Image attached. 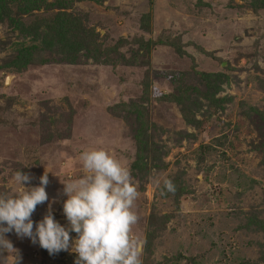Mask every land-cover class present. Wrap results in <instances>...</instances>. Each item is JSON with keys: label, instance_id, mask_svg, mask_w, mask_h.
Here are the masks:
<instances>
[{"label": "rangeland", "instance_id": "rangeland-1", "mask_svg": "<svg viewBox=\"0 0 264 264\" xmlns=\"http://www.w3.org/2000/svg\"><path fill=\"white\" fill-rule=\"evenodd\" d=\"M37 4L22 13L25 24L60 14L93 41L80 29L72 40L63 25L29 33L0 22V193L16 189L19 169L33 186L50 171L49 200L31 218L35 226L50 206L66 225L61 182L82 175L81 151L104 148L137 185L132 234L144 241L142 264H264V7ZM147 41L157 42L146 49ZM171 93L176 101L160 99ZM145 143L156 150L139 159ZM163 178L174 192L161 195ZM5 236L19 264H74L73 252L49 255L27 237ZM2 257L13 264L14 250Z\"/></svg>", "mask_w": 264, "mask_h": 264}, {"label": "clouds", "instance_id": "clouds-1", "mask_svg": "<svg viewBox=\"0 0 264 264\" xmlns=\"http://www.w3.org/2000/svg\"><path fill=\"white\" fill-rule=\"evenodd\" d=\"M78 159L82 175L61 182L66 225L54 218L50 206L35 226L31 218L36 206L49 200L45 188L50 171L44 170L35 186L27 173L20 169L13 173L16 189L0 193V264H6L5 250L8 254L14 250L13 264H19V252L5 236L10 232L29 238L49 255L73 252L74 264H142L144 241L132 234L138 221L134 210L138 190L129 169L104 148L83 150ZM156 183L163 185L161 195L175 191L167 178ZM70 232L76 234L72 239Z\"/></svg>", "mask_w": 264, "mask_h": 264}, {"label": "trees", "instance_id": "trees-1", "mask_svg": "<svg viewBox=\"0 0 264 264\" xmlns=\"http://www.w3.org/2000/svg\"><path fill=\"white\" fill-rule=\"evenodd\" d=\"M39 0H0V22L7 23L8 26L12 27L13 29H17L21 32H29L34 33L38 30V27L41 25L50 26L51 24H55L56 26L63 25V29H66V33H70L71 39H75V30L80 29V37L87 39V41H93V31L84 30L83 28L78 27L77 25H69L66 26L63 17H60V14H56L54 16L44 18V17H38L34 23H24L21 20L22 13H28L31 12L35 6H37ZM257 4H259L260 7H264V0H255ZM64 15V14H63ZM159 41V40H158ZM157 41H147L144 43L145 48L148 49L151 45L156 44ZM204 98L206 100H211L213 103L216 102V100L212 96H208L207 94L204 95ZM160 99L165 101H176L177 98L175 94H167V95H161ZM134 110H137V107L133 108ZM146 141L142 138V142ZM144 148H138V152H136V155L139 159L144 158L145 156L149 155V151L156 149L151 148L149 150L147 148V145L143 146ZM176 195H179V191L176 192Z\"/></svg>", "mask_w": 264, "mask_h": 264}]
</instances>
